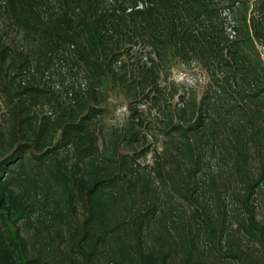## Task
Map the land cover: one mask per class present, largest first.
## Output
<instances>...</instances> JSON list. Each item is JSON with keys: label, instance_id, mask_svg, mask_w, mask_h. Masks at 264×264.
I'll use <instances>...</instances> for the list:
<instances>
[{"label": "trees", "instance_id": "1", "mask_svg": "<svg viewBox=\"0 0 264 264\" xmlns=\"http://www.w3.org/2000/svg\"><path fill=\"white\" fill-rule=\"evenodd\" d=\"M263 48L264 0H0V264H264Z\"/></svg>", "mask_w": 264, "mask_h": 264}, {"label": "rangeland", "instance_id": "2", "mask_svg": "<svg viewBox=\"0 0 264 264\" xmlns=\"http://www.w3.org/2000/svg\"><path fill=\"white\" fill-rule=\"evenodd\" d=\"M45 76H48L46 78L47 79V83H46V88L49 90L47 92V96L50 97L52 104H54L53 108L55 109V103L57 101L58 96L60 97H65L66 101L69 102V98L70 96H65L64 93L61 92L62 88H61V84L58 83L57 79L59 78V75H53V73L51 74H45ZM170 79L168 82H172L174 81V83H184L185 86H188L189 88L193 89L194 92H196L197 96L201 94L202 91V87L206 81V76L203 72H201L198 68H184L181 67L180 65H175L172 68L171 74H170ZM85 88V87H83ZM56 93H58V95H56ZM59 100H62L59 98ZM176 99H174L175 101ZM112 102V110H110V112H106L102 117H100V123L101 126L103 127L102 131L103 134L106 135V139L108 138V140L110 138L113 137V131L114 129H119L120 127L122 128L123 124L126 122V118L127 115L129 114V110L126 104V101L122 98L119 97L118 94H113L110 98V100ZM3 98L0 97V120L3 119V117H5V123L8 120L7 115L4 114V103H3ZM60 106V105H59ZM140 108L144 109V105H140ZM52 109V106H51ZM51 109H47L46 106H43L42 103L38 104L34 111L38 114H45L46 116H44L45 119H50L53 120L55 119L56 113L54 111H52ZM53 109V110H54ZM152 126H150L149 128H145L148 133H150L151 137H147V140H143L139 141L138 143H136V146H134V148L136 150L141 149V151H145V150H149V152L147 153L144 162L147 164H151L152 163V154L155 148V136L159 134L160 131V127L156 126L154 128H152ZM160 135H158L159 137ZM155 141V142H154ZM126 143H122L121 142V146L122 149ZM130 148V147H129ZM161 145H159L157 147V149L160 150ZM143 161V160H142ZM259 217L261 216L260 214L258 215ZM20 223L22 224V221H20Z\"/></svg>", "mask_w": 264, "mask_h": 264}, {"label": "built area", "instance_id": "3", "mask_svg": "<svg viewBox=\"0 0 264 264\" xmlns=\"http://www.w3.org/2000/svg\"><path fill=\"white\" fill-rule=\"evenodd\" d=\"M138 6L140 7L141 4H139ZM227 30H228V32L230 33V36H232L233 31H234V30H232V26H229ZM263 49H264V48H263Z\"/></svg>", "mask_w": 264, "mask_h": 264}]
</instances>
